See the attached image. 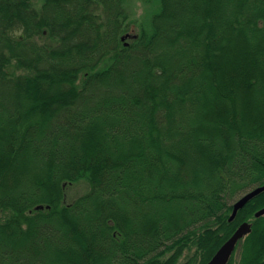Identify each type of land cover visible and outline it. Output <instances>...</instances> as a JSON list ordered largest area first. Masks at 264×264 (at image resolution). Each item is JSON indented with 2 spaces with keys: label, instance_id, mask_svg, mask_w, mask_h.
Instances as JSON below:
<instances>
[{
  "label": "trees",
  "instance_id": "obj_1",
  "mask_svg": "<svg viewBox=\"0 0 264 264\" xmlns=\"http://www.w3.org/2000/svg\"><path fill=\"white\" fill-rule=\"evenodd\" d=\"M125 1L0 0V264H264V0Z\"/></svg>",
  "mask_w": 264,
  "mask_h": 264
},
{
  "label": "rangeland",
  "instance_id": "obj_2",
  "mask_svg": "<svg viewBox=\"0 0 264 264\" xmlns=\"http://www.w3.org/2000/svg\"><path fill=\"white\" fill-rule=\"evenodd\" d=\"M35 2L37 6H40L42 0H35ZM125 3L130 24L128 33L136 34L142 28L150 29L151 19L159 9V0H126ZM257 108L262 109L259 105H257ZM89 189L90 184L85 179L70 183L66 188V202L73 201L79 195L89 191ZM184 260L182 259L181 262Z\"/></svg>",
  "mask_w": 264,
  "mask_h": 264
},
{
  "label": "water",
  "instance_id": "obj_3",
  "mask_svg": "<svg viewBox=\"0 0 264 264\" xmlns=\"http://www.w3.org/2000/svg\"><path fill=\"white\" fill-rule=\"evenodd\" d=\"M264 191V185L257 186L254 189L246 192L235 203L233 207L230 220H233L237 212L243 208L253 197ZM264 215V207L259 209L256 213V217ZM253 224L249 221L242 222L235 232L219 247L216 253L206 264H228L231 260L236 248L241 239L252 231Z\"/></svg>",
  "mask_w": 264,
  "mask_h": 264
}]
</instances>
